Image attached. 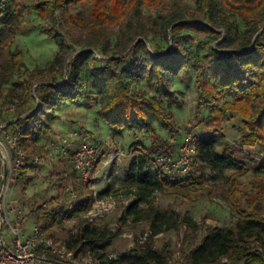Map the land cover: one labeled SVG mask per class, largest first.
I'll return each instance as SVG.
<instances>
[{
  "label": "trees",
  "instance_id": "16d2710c",
  "mask_svg": "<svg viewBox=\"0 0 264 264\" xmlns=\"http://www.w3.org/2000/svg\"><path fill=\"white\" fill-rule=\"evenodd\" d=\"M20 1L0 0V99L18 100L15 111L8 113L10 117L4 121L8 123L7 130L19 135V146L28 155L16 181H26V174L37 167L31 158L43 153L38 138L52 129L57 109L84 101L98 107L101 119L117 134L146 130L151 145L130 147L156 166L153 174L144 172V162L132 166L128 180L140 189L150 192L147 186L156 180L166 190L195 191L207 183L208 172H236L226 200L238 221L230 227L209 226L201 243L188 254L189 264H216L223 259H227L226 264L241 259L245 264H264V207L253 198L248 202L249 210H244L238 200L237 181L248 164L230 146L218 152V137L206 136L212 130L218 132L226 120L237 117L241 119V146L264 152V0H193L198 9L192 14L175 9L156 18L145 17L140 8L162 6L167 0H40L31 10L41 17L54 15L55 21L44 31L58 51L48 67L36 68L29 77L18 81L25 69L23 52L14 50L24 22ZM228 13L240 17L247 31L241 35L239 24L227 21ZM110 28H119L115 44L106 33ZM76 32L91 36L77 40ZM158 38L171 43L172 48L164 52ZM67 67L68 77L61 84ZM191 73L195 77L197 114L205 133L198 136L191 170L185 175L169 174L157 160L162 156L176 157L179 144L171 145L162 138L154 120H163L165 129L173 132V116L156 97L149 99L133 91L130 81L153 83L163 100L179 106L171 90L172 79ZM15 77L19 78L14 81ZM226 95L230 98L224 100ZM255 163L264 171V158ZM59 167L83 191V199L70 211L59 206L51 211L40 207L33 212L51 225L66 215L72 218L87 212L93 202L88 185L81 186L73 153L63 157ZM139 205V201L132 204L126 214L135 222L152 221V236L142 245L120 258L109 257L105 250L119 233L87 225L68 249L77 255L92 251L101 264H165L164 254L153 247L152 240L164 232L162 225L176 228L178 217L154 208L140 210ZM36 252L57 260L44 248Z\"/></svg>",
  "mask_w": 264,
  "mask_h": 264
},
{
  "label": "rangeland",
  "instance_id": "374dc122",
  "mask_svg": "<svg viewBox=\"0 0 264 264\" xmlns=\"http://www.w3.org/2000/svg\"><path fill=\"white\" fill-rule=\"evenodd\" d=\"M39 2L40 0L20 1L24 22L17 34L14 50L23 52L25 69L23 76L15 77L14 81L18 78V81H23L36 68L48 67L54 61L58 51L55 42L49 39L44 31L55 21L54 15L49 13L48 16L41 17L31 10V6ZM175 9L187 10L192 14V11L198 9V5L193 0H167L162 6L140 8L143 15L149 18L171 13ZM226 15L227 21L239 24L241 35L245 30L247 31L248 27L240 17L232 16L230 13ZM118 32L119 28H110L106 32L110 35L113 44L116 43ZM75 36L77 40H83L91 35L86 32H76ZM157 41L164 52L172 48V44H167L163 39L158 38ZM57 74H60L59 70ZM66 79L65 76L61 84H64ZM14 81L9 85L10 88L13 87ZM130 83L133 91L149 99L156 97L158 101H161L162 107L172 114L175 125L173 132L165 129L163 120H154V127L169 144H179L180 150L182 139L187 134L194 133L203 137L205 132L197 114V92L193 73L189 76L182 74L172 79L171 90L176 94L179 106L170 105L163 100L156 93L153 83L146 80L130 81ZM224 97V100L230 98L229 95ZM17 103V99L13 102L6 97L0 99V105L5 108L16 106ZM56 114L57 119L52 123V129L38 138V144L43 147V153L38 154L40 164L27 173L26 181L18 183L15 177H11L5 184L4 196L0 200V222L2 219L5 220L2 225V237L8 244H13L16 234L12 228H16L19 224L22 236L30 234L34 227H43L62 248L68 249V244L75 242L81 230L90 225L99 230L119 233L110 241L105 253L109 257L120 258L152 236L151 220L143 219L135 222L133 217L126 214L127 209L139 201L140 210L154 208L159 212H168L178 217L180 223L176 228L170 229L168 225H162L164 232L153 237L152 245L164 254L165 264H189L188 254L201 243L209 226L230 227L238 221V217L234 215L226 200L231 179L236 176L235 171L226 169L208 172L206 184L197 186L195 191L182 193L163 189L157 185L156 180H152V185L147 186L149 192L128 180L135 162L136 164L144 162L145 173L155 172L156 166L150 160L141 158L130 149L132 145L139 143L151 145L146 130L117 134L101 119L98 107H92L81 100L64 105L57 109ZM206 116L207 112H205ZM9 117L10 114L4 115L5 120ZM240 128L241 119L236 117L226 120L218 132L212 130L206 136L214 134L218 137V152L221 153L230 146L248 164L242 176L236 177L238 178V200L242 209L249 210L248 202L253 198L255 202L261 201L264 207V200H262L264 195L262 196L261 192L264 191V171L255 163L264 158V152L242 147ZM176 131L179 133L177 134ZM75 133L79 134L78 139H74ZM66 139L71 142V146L67 148V154L74 153L82 143L92 144L98 148L100 163L86 188L93 195L92 206L98 200L112 199L118 203L114 212H103L90 222L87 213L91 210V206L87 212L72 218L66 215L62 221L54 225H51L48 219L40 218L33 213L40 207L43 211H51L64 206L70 211L71 207L74 209L82 202L83 191L78 190L76 183L74 184L69 176L62 173L59 167L60 160L66 155L54 153V148L63 144ZM109 157L110 163L106 165ZM3 173L4 162L0 156V192ZM81 186L84 188L86 185ZM71 187L77 194L76 200L72 198ZM190 221L193 223L189 224ZM68 250L76 256L77 264H101L92 251L85 250L77 255L75 250ZM227 262V259H223L216 264ZM233 264H245V262L241 259Z\"/></svg>",
  "mask_w": 264,
  "mask_h": 264
},
{
  "label": "built area",
  "instance_id": "2783aa9c",
  "mask_svg": "<svg viewBox=\"0 0 264 264\" xmlns=\"http://www.w3.org/2000/svg\"><path fill=\"white\" fill-rule=\"evenodd\" d=\"M15 106L7 108L0 105V156L9 163V175L16 177L22 166L27 162L28 155L19 146V135L7 130L8 123L4 121V115L13 113ZM74 139H78L79 134H74ZM199 137L194 133L187 134L181 142L179 154L176 157L162 156L157 162L162 166L163 170L169 174L181 173L187 174L194 163L195 156L198 151ZM71 146L69 140H64L63 144L54 148L55 154L67 155V148ZM31 161L39 165L40 157L35 155ZM100 163V154L96 146L88 143H82L78 149L73 153V166L79 176V180L83 184H89L93 177L97 165ZM110 163L106 162V165ZM5 188V187H4ZM4 188L0 192V200L4 196ZM71 195L73 200L77 199L75 189L71 187ZM118 203L112 199H101L95 202L91 210L87 213V218L93 222L103 212H114L117 209ZM73 210V207H71ZM2 221H5L2 219ZM4 223V222H3ZM20 226L12 228L15 232V239L13 244H8L2 237H0V264H41L49 262L50 264H77L76 256L68 249L62 248L43 227H36L32 234L25 238L21 235ZM38 248L49 250L57 256L56 261L48 259L46 256L40 255L36 252Z\"/></svg>",
  "mask_w": 264,
  "mask_h": 264
},
{
  "label": "water",
  "instance_id": "95a60500",
  "mask_svg": "<svg viewBox=\"0 0 264 264\" xmlns=\"http://www.w3.org/2000/svg\"><path fill=\"white\" fill-rule=\"evenodd\" d=\"M140 41V40H139ZM138 41V42H139ZM84 52H87V51H84ZM79 54H77L76 56H78ZM75 56V57H76ZM97 57H99L98 55H97ZM68 77V67H67V70H66V78ZM24 118V117H23ZM16 121V120H15ZM9 178H10V175H9V163H8V161L7 160H4V173H3V180H2V190H3V188L5 187V184H6V182L9 180ZM1 190V191H2ZM1 202V201H0ZM3 222L4 221H2V222H0V237H1V227H2V225H3Z\"/></svg>",
  "mask_w": 264,
  "mask_h": 264
},
{
  "label": "crops",
  "instance_id": "0c3cea01",
  "mask_svg": "<svg viewBox=\"0 0 264 264\" xmlns=\"http://www.w3.org/2000/svg\"><path fill=\"white\" fill-rule=\"evenodd\" d=\"M26 176H27V174H26ZM28 179H32V178H28ZM36 227H34L33 229H32V231L30 232V234H28V235H26L25 234V238H28L31 234H32V232H33V230L35 229ZM44 263H46V264H50L49 262H44Z\"/></svg>",
  "mask_w": 264,
  "mask_h": 264
}]
</instances>
